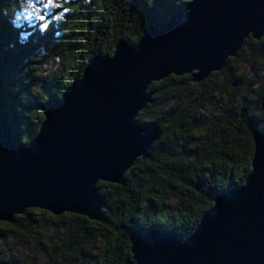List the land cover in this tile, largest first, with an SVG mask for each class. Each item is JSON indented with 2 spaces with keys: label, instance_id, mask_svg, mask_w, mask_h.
<instances>
[{
  "label": "trees",
  "instance_id": "16d2710c",
  "mask_svg": "<svg viewBox=\"0 0 264 264\" xmlns=\"http://www.w3.org/2000/svg\"><path fill=\"white\" fill-rule=\"evenodd\" d=\"M191 2L56 0L60 7L43 11L44 21L27 23L19 21L20 0H0V113L15 142L26 145L37 135L44 110L92 58L111 56L122 40L135 45L147 23H164ZM191 78L150 85L152 102L136 122L158 126L157 140L121 183H97V220L27 209L12 224L0 222V264H124L133 234L159 229L182 242L221 194L244 185L253 133H264V37L245 40L204 81Z\"/></svg>",
  "mask_w": 264,
  "mask_h": 264
},
{
  "label": "water",
  "instance_id": "95a60500",
  "mask_svg": "<svg viewBox=\"0 0 264 264\" xmlns=\"http://www.w3.org/2000/svg\"><path fill=\"white\" fill-rule=\"evenodd\" d=\"M262 37L264 0H192L168 21L147 23L135 45L122 40L111 56L92 58L28 144L15 142L0 113V222L27 209L97 220V183H121L157 140L158 126L136 122L152 102L150 85L184 75L202 82L245 40ZM253 140L244 185L221 194L182 242L159 229L133 234L124 264H264V134Z\"/></svg>",
  "mask_w": 264,
  "mask_h": 264
},
{
  "label": "rangeland",
  "instance_id": "374dc122",
  "mask_svg": "<svg viewBox=\"0 0 264 264\" xmlns=\"http://www.w3.org/2000/svg\"><path fill=\"white\" fill-rule=\"evenodd\" d=\"M55 1L56 0H53V2H55ZM171 1L178 3L181 0H171ZM20 2H21V7H22V11L21 12L23 13V15H21L20 20H19L21 22L24 21V22L30 23L31 19L29 17H31L33 20L34 19H38L37 17L39 15H41V13L43 11L44 12H49V10H51L53 8L52 7V8H49V9H43L42 8V4L37 5V0H20ZM28 3H33L34 5H37V7H39L41 10L40 11H36L34 9H30V7L28 6ZM43 14L45 15L46 13H43ZM260 75L261 74L259 73L258 76H257L258 79H259V77H261ZM41 225H44V226L47 227V230H46L47 231V235H46V237H48V239L51 238V240H53V235H51V233H50V229H49V225L50 224L47 221V218H45L44 220L41 221Z\"/></svg>",
  "mask_w": 264,
  "mask_h": 264
},
{
  "label": "snow or ice",
  "instance_id": "6c2138e0",
  "mask_svg": "<svg viewBox=\"0 0 264 264\" xmlns=\"http://www.w3.org/2000/svg\"><path fill=\"white\" fill-rule=\"evenodd\" d=\"M42 4V8L43 9H49L52 7H56L59 8L60 4L58 3H54L53 0H37V5ZM37 5H34L33 3H28V6L30 7V9H34L36 11H40L41 9L39 7H37ZM65 11H67V9H65ZM39 21H44L45 20V16L44 15H39L38 17ZM41 26L43 28H47V25L45 24H41Z\"/></svg>",
  "mask_w": 264,
  "mask_h": 264
},
{
  "label": "bare ground",
  "instance_id": "6f19581e",
  "mask_svg": "<svg viewBox=\"0 0 264 264\" xmlns=\"http://www.w3.org/2000/svg\"><path fill=\"white\" fill-rule=\"evenodd\" d=\"M259 132V131H258ZM259 133H261V132H259ZM262 134H264V133H262Z\"/></svg>",
  "mask_w": 264,
  "mask_h": 264
}]
</instances>
